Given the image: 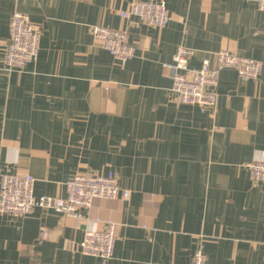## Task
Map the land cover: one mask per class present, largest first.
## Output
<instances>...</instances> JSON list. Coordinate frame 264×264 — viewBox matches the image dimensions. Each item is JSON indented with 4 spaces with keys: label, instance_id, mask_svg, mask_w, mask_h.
<instances>
[{
    "label": "crops",
    "instance_id": "1",
    "mask_svg": "<svg viewBox=\"0 0 264 264\" xmlns=\"http://www.w3.org/2000/svg\"><path fill=\"white\" fill-rule=\"evenodd\" d=\"M169 20L146 24L132 0H0V179L29 172L37 196H66L77 172L114 171L127 199L95 198L81 217L36 206L0 213V264H264V11L255 0H164ZM19 10L39 28L36 60L5 62ZM93 24L127 30L135 55L116 60ZM220 49L262 62L258 79L219 71L214 109L179 102L168 63ZM118 224L108 260L81 252L89 227ZM46 230V236H42Z\"/></svg>",
    "mask_w": 264,
    "mask_h": 264
},
{
    "label": "built area",
    "instance_id": "2",
    "mask_svg": "<svg viewBox=\"0 0 264 264\" xmlns=\"http://www.w3.org/2000/svg\"><path fill=\"white\" fill-rule=\"evenodd\" d=\"M258 8L264 11V0H255ZM125 18L136 17L155 27H163L169 20V10L164 0H132L122 11ZM10 37L5 47V62L10 69H22L36 60L39 50L40 31L27 14L15 10L9 22ZM93 37L120 62H126L135 55L136 47L129 40L127 30L104 24L91 26ZM194 50L180 45L168 63L172 70V91L181 103L199 106L202 110L214 109L217 103L216 87L219 71L224 67H234L243 79H258L262 72V62L240 55L228 49H220L213 57L203 58L201 65L191 67L190 57ZM254 181H264V158L246 163ZM35 178L29 172H4L0 179V213L18 218L31 212L36 206L57 212L81 217L82 211L89 208L95 198L127 199L130 191L122 188L114 171L77 172L66 182V196H37L34 193ZM118 224L108 220L102 228L89 227L80 242L81 252L101 258L103 261L114 255ZM42 236H46L43 230ZM206 264V255L201 246L195 249L191 262Z\"/></svg>",
    "mask_w": 264,
    "mask_h": 264
}]
</instances>
